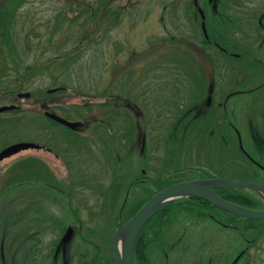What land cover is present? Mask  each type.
Here are the masks:
<instances>
[{
	"label": "rangeland",
	"instance_id": "rangeland-1",
	"mask_svg": "<svg viewBox=\"0 0 264 264\" xmlns=\"http://www.w3.org/2000/svg\"><path fill=\"white\" fill-rule=\"evenodd\" d=\"M4 1L0 0V9ZM10 1L12 3L16 0ZM100 1L106 4L109 0ZM128 1L110 0L106 6L107 11L103 13L97 0H24L16 12L15 20L11 22L10 38L7 42L9 45L7 46V43L0 45V103L9 101L8 93L16 90L18 84L21 85V90L26 92L43 91L48 88L59 90L58 88L64 86L67 92L60 97L61 107L69 109L71 113L75 111L71 114L75 118L79 111L85 114L93 113L96 117V121H86V126L93 123V127L86 131L85 136L70 130L66 136L61 135L63 140L55 142L62 143L63 150L69 157L65 168H62L61 163L44 150L26 151L22 155L16 156V154L1 162L3 174H0V188L3 200L0 205V227L10 219V205L20 203L29 208H39L41 212L38 213L48 216V227L55 239L58 233H62L65 229L68 216L66 208L72 209L77 204L76 198L74 203L67 200L65 192L71 190L74 194L81 191L84 202L82 207L84 222H81L83 234L80 227L82 242L79 252L85 253L84 264H92L94 259L103 261L104 257H110L113 252L112 239L119 225L118 207L125 192L124 183H121L124 174L117 173L110 187L109 184L113 173L119 171L121 165L122 167L127 165L121 164L122 161L117 162L110 155L108 140L105 139V137L108 139V133L102 130L96 132L93 129L110 126L109 122L112 123L111 126H165L166 136L168 130L174 126L175 119L180 117L177 109L193 107L192 100L201 101L203 97L206 105L201 107L198 115L209 109L213 121L218 123L221 120L224 121L225 116L221 107L223 100L227 98L226 94L253 89L264 83L262 66H251L248 69L249 60L244 65L239 60L229 62L224 60L223 53L203 34L201 18L196 17V21L192 22L189 9L192 0H132L131 8L122 12L119 16L120 21H115V14L120 10L121 5H126ZM259 1L264 4V0ZM226 2L227 6L224 10L237 13L232 15L233 18L228 22L233 32L229 31L228 44L235 49L254 46L257 42L249 47L244 45V43L251 44L256 29L260 30L256 15L241 13L243 7L247 6V0ZM198 3L200 10H208L211 5L212 11L219 7L216 0H198ZM163 5L167 7L163 8ZM161 15H163L162 18ZM226 24V21L218 19L220 28L228 29ZM206 28L211 29L207 25ZM220 28L219 31H221ZM180 29H185L187 32L179 31ZM174 32L179 36H176L175 44H171L173 48L166 51L158 64L156 53L152 55L153 57L140 61L142 55L151 48L150 44L156 37L165 33L174 35ZM183 35L190 37L191 41L203 49L206 46L209 50L210 47L209 54L206 51L202 54L201 51L193 49L199 53L195 56L189 52L187 49L189 47L184 49V46H178V41L184 39ZM1 38L0 43L4 39ZM164 43H169V40L167 39ZM145 44L149 46L143 47ZM164 46L166 45H161L160 48ZM176 52L177 54L174 55ZM209 55L214 62L208 59ZM129 58L133 59L134 65L128 62ZM203 59H206L208 64ZM136 60L140 62L137 63ZM127 63L131 68L122 72V68ZM206 65L208 67L212 65L210 70L212 74L209 75L211 78L214 77L212 83L208 81L204 72ZM239 74L243 76V80L237 78L240 86L234 88V85H230L226 90H222L223 85H226L231 77L235 80ZM111 94H119L121 97H114ZM84 96H88L87 99ZM110 96L112 99L109 98ZM257 96L261 97L251 104L252 99ZM124 98L128 101H124ZM105 100L112 103H105ZM259 101H262L259 91L238 93L228 99V106L234 107L236 122L240 127L244 128L245 121L251 113L254 117L257 115ZM125 102L137 104L135 108L144 117L139 114L134 115L135 110L131 107L127 108ZM84 104L85 108L81 107ZM22 106L28 111L0 115V150L19 142H45L48 129L52 125L42 112L45 109L48 112V108L33 105V103L30 105L28 101H23ZM259 109L264 111V102L259 104ZM99 120H103L105 124H101ZM81 125L82 121L76 126ZM120 133V130L116 132V140L121 138ZM58 134L61 132L53 131V138H57ZM199 135L200 132L196 130L189 131L183 137L182 153L178 150L172 151L167 162L172 156L180 157L181 161L191 159L194 162H213L214 165L210 164V166L221 170L220 172L226 174L229 179L264 182V172H260L258 179L252 170V163L245 160L237 148H232L230 157H227L221 153L219 144L210 143L209 148L206 149L208 152L198 153L195 148L196 145L201 144ZM187 139H191L189 145L186 143ZM231 142L235 144V139L232 138ZM246 143L250 145L249 140H246ZM27 155H38L46 161L37 162L42 165L37 168L30 158L24 159ZM134 159L137 160L135 155ZM218 162L220 165L226 162L238 164L233 165L228 172V167L226 166L225 170L220 169ZM254 163L257 164V162ZM212 179L215 178H210ZM217 179L225 180L221 177ZM109 189L114 190L112 196ZM251 191L254 193L255 190L251 189ZM255 194L259 196L257 191ZM260 195V202L264 204V192L261 191ZM87 206L96 212L93 217L91 211L85 210L84 207ZM104 209L108 212L107 217L109 212H112L110 220L101 215ZM255 210H264V208ZM38 213L32 211L30 215L36 216ZM180 216H183V211L177 208L170 223L166 227L162 226L157 242L150 244L154 247L163 246L162 253L156 255L148 243L146 245L141 241L138 246V252L141 254L139 262L143 264L145 262L147 264H264V226L260 223L262 221H247L245 230H258L249 231L258 232V235L253 237L254 235L250 234L244 238L234 228L232 230L218 226L211 221L210 216L211 220L199 219L195 213L191 217V212L187 214L189 219L185 220H190L198 229L196 233L198 241L196 240L195 245L202 246L203 249L188 250L185 255L178 251L181 258L180 256L174 260L169 258V253L165 254L166 239L168 234L177 229L176 225L179 226ZM94 222L98 224L97 228ZM35 223L37 227L43 226L40 219ZM70 223L77 228L75 215H72ZM91 223H94L98 231L105 233L92 234L89 229V226H92ZM71 228L67 229L69 230L68 240L72 234ZM192 228H194L193 225ZM12 229L24 231L25 227L12 226ZM4 231L5 228L1 229L0 233V245L1 242H5V250L2 252L5 260L1 264H13V245L16 242L7 240L8 237L5 238ZM187 231L192 236L193 231L190 229ZM199 233L205 236L200 238ZM49 237V235L46 236L48 241H50ZM64 238L65 235L62 239ZM210 238L217 240V242L212 240L214 244L211 248H209L210 245L205 244L209 243ZM47 247L48 245L41 248L31 240L25 242L22 249L40 251ZM82 255L84 256L83 253ZM183 258H185L184 261ZM88 259H91L90 262L87 261ZM20 261L23 264L27 262V259L22 258ZM47 262L48 260H42L43 264ZM139 262L138 264H141ZM31 264H34L33 261Z\"/></svg>",
	"mask_w": 264,
	"mask_h": 264
},
{
	"label": "flooded vegetation",
	"instance_id": "flooded-vegetation-1",
	"mask_svg": "<svg viewBox=\"0 0 264 264\" xmlns=\"http://www.w3.org/2000/svg\"><path fill=\"white\" fill-rule=\"evenodd\" d=\"M226 1L223 2L222 0H216V2L219 4V7L222 6L223 8L227 6ZM108 2L106 4L105 3L102 4L100 0H97L98 6L103 13L107 11L106 6ZM131 2L133 3L132 0H129L126 5H121L120 10L114 16L115 21L121 20V17L119 16H121L123 11L131 8ZM198 5H199L198 0H192L190 2L189 4L190 18L193 23L194 21H196V17L201 18L200 23L204 34V31L207 32L208 30L206 28V25L208 27L209 23L214 22L213 21L214 16L212 14V5L208 10H203V9L200 10ZM162 7L166 8L167 6L163 5ZM241 13L243 15L245 14L248 15V13L249 14L253 13L254 15H256L257 19H259L260 30L256 29L255 33L253 34V39H254L253 42L251 44L244 43V45L249 47L253 45L255 42H257L254 46L243 49H235L234 47L228 44V40L230 38H228L227 34L224 35L221 39H219L220 42L217 43L215 42L216 38L218 39L217 35L208 33L209 36L211 37V42L220 52L223 53L225 61L229 62L231 60L232 61L239 60L240 63L243 62L244 65L245 62L249 60L247 64L248 69L251 66L257 67L258 65H260L262 66L264 72V22H263L264 4H262L261 1L259 0H255V1L247 0V6L243 7V11ZM162 17L163 15H161V18ZM171 22L173 23V20H171ZM179 31L187 32L185 29H180ZM221 35H223V32ZM176 36L179 35H176L174 32V35L165 33L162 36L156 37L153 40V43L150 44L151 48L149 50L146 49L148 51H146V53L142 55L140 61L144 60L145 58L153 57L152 55H154L155 53L157 56V60L159 59L161 60L165 56L166 51L173 48L171 44H175L174 40ZM182 38L184 39L178 41L179 43L178 46H184L183 47L184 49L186 47L192 48V50L187 48L191 53H193V51L195 52V50L193 49L201 51L202 54H204L205 51L206 52L210 51V47L209 50H207L206 46L205 49H203L201 46H198L193 41H191L190 37H186L183 35ZM167 39L169 40V43H164V41H166ZM161 45H166V46L160 48ZM148 46H149L148 44L147 45L145 44L143 47H148ZM158 53L160 55H158ZM176 54L177 52L174 55ZM209 57L210 58H208L207 56L209 60L214 62L211 55H209ZM160 60L157 62V64L160 62ZM203 60H205V63L208 62L206 59ZM140 61L136 60L137 63H139ZM128 62L131 63L132 65H134L135 63L133 62L132 58H129ZM126 65L128 66V69L131 68V66L128 65V63ZM204 70L208 81L210 83L214 82V77L212 78L209 77V75L212 74L210 71L212 70V65H210V67H208L207 65L204 66ZM235 78L236 79L233 80V78L231 77L229 81L226 83V85L225 84L223 85L222 90H226L230 85H234V88L240 86V83L237 82V78L243 80V76H240L239 74ZM20 86L21 85L18 84L16 90L8 93L9 97H7V99H9V101H7L6 103H0V107L10 105V106H16V108L3 111L0 113V115L8 112L18 114L21 111L22 112L28 111L27 108H23L22 106L23 101H28L30 105L31 103H33V105H40V106H44V108H48V112H46L47 109H45L43 110L42 114L47 119L49 124L52 126H50L48 129L45 142H35V144L40 145V148H30L21 151L16 156L22 155L26 151L44 150L51 157L55 158L56 161L61 163L62 168H65L67 166L66 162L68 161L69 157L66 154V152L63 150L62 143L59 144L55 142H58L59 140L60 141L63 140L61 135L66 136V133L69 132L70 130H74L78 134L85 136L86 131L92 129L93 127L92 126L93 123L91 125L89 124L90 126L89 125L86 126L85 125L86 121L87 120L96 121V117H94L93 113L85 114L84 112L79 111L76 114L77 118H75V116L71 115L72 113H75V111L71 113L69 109L61 107L60 105L62 104V101H60V97H63V95H65V93L67 92L66 87L65 89H61V90L60 89L52 90L48 88L43 91L29 90L26 92V91H22L21 90L22 87ZM251 91H259L260 94L262 95V101H259L257 103V110H258L257 115L254 117V114L251 113L250 117H248L245 121L244 128H242L236 122V112L234 107L232 105L228 106V99L232 95L238 93L239 94L247 93ZM56 93H60V95H55ZM113 96L121 97L119 94H114ZM84 97L85 99H87L86 97L88 96H84ZM225 97H227L226 100L225 101L223 100V102L221 101L223 103L221 110L225 116L224 121L221 120V122L218 123H216V121H213L211 114H209L210 113L209 109L206 110L207 112L198 115V111L199 112L201 111V107L206 105L205 98L203 97L204 99L202 98L201 101L198 100L200 101L199 103H197L198 101L196 100H192L193 102L191 106L194 105L193 107L189 106L190 108H185L184 110H181L180 108L177 109L178 112H180V117L179 118L177 117L175 119V121L173 122V124L175 123L174 126H172V128L168 130L166 136L164 134L165 126H111L112 123L109 122L110 126H100L101 129H97V128L93 129L96 132L102 130L104 133H108L109 137L108 139L105 137V139L108 140L110 155L114 157L117 162L122 161L121 164H127L125 167H122L121 165L119 171H115L113 173L109 184L110 187V185L113 182V178L117 173L124 174L121 183H124L125 192H124V198L120 204V206L121 205L122 206L118 207V210L119 209L121 210V212L119 210V224L123 219L124 220L130 219L132 217L133 212L135 214V212H137L146 202H148L151 198H153L154 195L160 193L161 191H163L164 189L168 188L173 184L175 185L176 183L179 184L187 181H195L196 179H200V180H205V179L207 180L210 178L217 179L221 177L231 181H247L264 187V182L261 181L229 179L227 178L226 174H222L220 172L221 170H218L217 168H212L210 166V164H213V162L212 163L194 162L191 159H185L184 161H181L180 157H175V156L170 157V161L167 162L169 156L172 155V151L178 150L179 153H182L181 148L184 146L183 137H185V135L189 131L196 130L200 132L199 141L201 142V144L199 143V145H196L195 148L198 153L208 152L206 151V149L209 148L210 143L219 144L221 146L220 147L221 153L226 155L227 157H230L229 153L232 151V148L233 149L237 148L240 151L243 158H245V160L252 163L253 165L252 170L255 172L257 178L259 179L260 172L261 171L264 172V111H261L259 109V104L261 102H264V83L261 86H255L253 89L242 90L239 92H234L233 94H226ZM260 97L261 96H257L253 98L251 104H253V102H255ZM109 98L112 99L111 96ZM123 100L128 101V99L125 98ZM104 102L110 104L112 103L106 100ZM212 105L213 103L210 105V109L212 108ZM125 106L129 109L130 107L133 108V110H135L134 115L139 114V116L144 117L142 113H140V111H138L135 108V106H138L137 104L125 102ZM81 107L85 108V104L84 106ZM47 113L62 117L70 122L82 121V125L77 126L76 129H73L61 122H58L57 120H54ZM99 122L101 124H105L103 120H99ZM56 130L61 132V134L57 135L58 139L53 138V131ZM118 130H120L121 132L120 133L121 138L119 140H116L115 134ZM232 138L235 139V144L231 142ZM246 140H249L250 145H247ZM186 143L187 145H189L191 143V139H187ZM134 155L136 156L137 160L136 159L133 160ZM27 158H30L31 162L33 163H37L39 161L41 162L46 161L45 159H43V157H40L38 155H27L25 156L24 159ZM50 159L48 160L51 161ZM209 160L212 161L211 158H209ZM254 162H257V164H255ZM236 164L238 163L226 162L225 164L222 163L221 165L219 162L217 163V165L221 166L220 169L223 168L225 170L227 166L228 172L230 168ZM1 173H2V166L0 167V174ZM109 190L112 196L114 190L111 189ZM214 190L221 198L228 200L230 202L232 201L235 204L248 206V208L250 207L252 209L264 208V204L260 202L259 196L255 194V192L253 193V191H251L250 188L215 187ZM65 194L67 200L72 201L74 203L75 197L73 192L71 190H67ZM69 195L71 199L68 198ZM82 195L83 194L81 191L77 193L76 206L74 205L72 209L66 208L68 216L65 222L66 225L65 229L63 230L62 233L59 232L58 235L55 237V239L53 238L54 234L51 233L49 235L50 241L46 239V236L42 238V235L40 236L39 240L36 241L35 237L32 235L33 230L30 228H25L24 231H13L12 226L16 227L19 225H23L25 227L26 225L25 217L28 214H30V212L34 211L35 207L29 208L20 203L11 204L10 205L11 210L9 213L10 219L7 220V223L5 225L3 224L1 225L0 233H1V229L5 228L4 231L5 238L8 237L7 240H9L10 242H16V244L13 245L14 247L13 264H22L20 261L22 258L27 259V262L23 264H31L32 261L34 264H43L42 260H48L46 264H84L85 253L82 251V253L84 254L83 256L82 253L79 252V246L80 243L82 242L81 235L83 234V223L81 225V222H84L83 220L84 215L82 210L84 202ZM228 196H231L229 197L230 199L228 198ZM2 200H3V195L1 193V188H0V205L2 203ZM173 203L174 204L172 207L164 208L163 210L155 214L146 223V225L144 226L145 229L143 228L138 236L136 242L137 247L139 246L141 241L146 245L148 243L149 246L151 243L157 242V237L160 235L162 226L165 225L166 227L170 223L177 208L183 211V216H180L178 218V223H180L179 226L176 225L177 229L174 230L172 233L168 234V239H166V243H165V254L168 255L169 253L170 255L169 258H172L173 260L177 256H180L178 251H181L182 255H185L188 250L199 251L203 249L202 246L195 245L196 240L198 241L196 235L198 229L190 220L188 221L185 220L188 218L187 214L190 212H191V217L192 214L195 213L196 215H198L197 218L199 219H206V220L212 219L211 221H213L218 226L222 228H231L232 230L234 228L238 234L243 236V232L241 231L240 225L233 224V222L236 219L232 221H229L228 219V214L236 216L235 214L230 213L216 206L213 207L212 203L204 199L196 198V197H181L175 199ZM182 203L189 204L190 207L187 208L178 207V205ZM214 210L216 211V214L213 212ZM72 215H75L77 217V224H76L77 228L73 223H70L72 221ZM209 216L211 219L209 218ZM192 225L194 228H192ZM69 227H72L71 233H73V236L72 235H71L72 237L70 236V240H68L69 239L68 237L62 239L67 229H69ZM80 227L82 228V231L80 230ZM188 229L193 231L192 236L189 235L187 231ZM80 231L82 234H80ZM199 236L200 238H202L205 235H201L199 233ZM31 240L36 242L38 246H40L41 248H44L46 245H48V247L46 249H41L40 251L23 250L22 249L23 244ZM212 240L214 242H217L216 239L210 238L209 243L208 242L205 243L206 246L210 245L209 248H211L214 244ZM64 244H66L65 248H63ZM150 248L155 252L156 255L164 251L163 246L161 245H159L158 247L150 246ZM4 250H5V242L4 243L1 242L0 264L3 263V260H5L2 254ZM184 259L185 258H183V261ZM141 264H143V262ZM145 264L147 263L145 262Z\"/></svg>",
	"mask_w": 264,
	"mask_h": 264
},
{
	"label": "water",
	"instance_id": "water-1",
	"mask_svg": "<svg viewBox=\"0 0 264 264\" xmlns=\"http://www.w3.org/2000/svg\"><path fill=\"white\" fill-rule=\"evenodd\" d=\"M56 90V89H52ZM16 106H3L0 107V113L3 111L15 109ZM50 117L58 122L65 124L73 129L77 128L78 122H70L66 119L56 116L54 114L47 113ZM39 145L28 142H21L10 145L6 147L0 153V162L5 158H9L22 150H26L29 148H39ZM205 181V182H204ZM215 187H246L253 189L257 192H264V187L258 184H254L247 181H231L227 179H207V180H199V181H187L175 185H171L168 188L164 189L160 193H158L154 199H152L149 204H147L144 209L138 213L130 223L125 225L123 221L119 229L113 235V252L115 255V264H134L133 262V248L135 241L137 240L141 230L146 225V223L158 212L166 208L174 202L175 199L181 197H196L204 199L213 205L224 209L230 213H233L238 216H242L245 218L253 219V220H264V210H255L250 209L228 200L221 198L216 191ZM163 200V201H162ZM162 201V202H161ZM170 202V203H169ZM126 232V237L124 241L125 253L121 251L118 242L119 236ZM124 249V248H123Z\"/></svg>",
	"mask_w": 264,
	"mask_h": 264
},
{
	"label": "trees",
	"instance_id": "trees-1",
	"mask_svg": "<svg viewBox=\"0 0 264 264\" xmlns=\"http://www.w3.org/2000/svg\"><path fill=\"white\" fill-rule=\"evenodd\" d=\"M4 1V0H3ZM24 0H16V1H13L11 3L10 0H6L4 1L3 5H2V8L0 9V39H2L1 37H3V41L2 43H0L1 46H3L5 43H7L9 41V31H10V25H11V22H13V20H15V17H16V12L21 4V2H23ZM212 14H213V23H209L208 26L211 27L210 30H207V32L204 31V34H205V37L207 38L208 41H211V37L209 36L208 33H212L213 35L216 34L218 39L216 38V41L217 43L220 42L219 39H221L224 35H228L229 34V31L232 32V28L229 26L228 22L231 20L232 15L234 14H237L236 12H227L224 10V8H222V6L218 7L217 9L213 10L212 11ZM241 15V14H240ZM218 19H221L223 21H226L227 24V28L228 29H222L219 27L218 25ZM219 28L221 31H219ZM223 32V35H221ZM233 33V32H232ZM228 38H230L228 36ZM215 39V38H214ZM9 44L7 43V46ZM192 50V49H191ZM193 54H195V56L199 55V53L197 51H193ZM128 69V66L125 65L123 68H122V72L123 71H126ZM0 72H1V66H0ZM210 72V71H209ZM63 107V106H62ZM27 162V161H26ZM37 168H39L40 164H37L35 163ZM78 193V192H77ZM76 192H74V197L77 199V194ZM100 196H101V192H99ZM231 197V196H228V198ZM230 199V198H229ZM180 205V206H179ZM178 207L180 208H187V207H190L189 204H186V203H182V204H179ZM85 210H89L91 211V215L93 217L94 213H96L95 211H93L91 208H89L88 206L87 207H84ZM35 212H41V210L39 208H36L35 207ZM215 214H216V211L214 210L213 211ZM111 213L112 212H109V217H107V214L108 212L104 209L102 211V214L103 216H105L107 218V220H110L111 218ZM115 213V212H113ZM136 213V212H135ZM106 214V215H105ZM41 213H38V215L36 216H32L30 214H28L26 217H25V220H26V225H25V228H30L33 230V233L32 235L35 237V240L38 241L40 236L42 235V238L44 236H47V235H50L52 233V231L49 230L48 228V224H49V221L47 220L48 219V216L47 215H43L41 217ZM242 216H233L231 214H228V219L229 221H232V220H235L233 222V224H237V225H240L241 227V231L243 232V237L246 238L245 236H248L250 234L254 235L253 237H257L258 235V232H249L250 230H255V229H250V230H245L246 226H245V223L247 221H252L253 219H249V218H240ZM40 219L41 222H42V225L41 227H37L36 223L37 220ZM93 219V218H92ZM258 221V220H256ZM259 222V221H258ZM95 223V222H94ZM94 223H91L92 226H89V229H91L92 231V234H95V233H105L104 231H98L96 228L98 227V224H96V228L94 227ZM261 223V226H264V221L260 222ZM30 224V225H29ZM88 229V228H87ZM42 230V231H41ZM255 231H258V230H255ZM260 232H262V230H260ZM140 245V244H139ZM10 246V244H9ZM136 254H135V261L137 262L136 264H138V259L139 257H141V254L138 252V247L136 249ZM104 262L103 261H100V260H97V259H94L92 261V264H113L114 263V256H113V252H111V256H107L103 258ZM137 259V260H136ZM91 259H88L87 261L90 262ZM87 262V263H88ZM111 262V263H110Z\"/></svg>",
	"mask_w": 264,
	"mask_h": 264
},
{
	"label": "bare ground",
	"instance_id": "bare-ground-1",
	"mask_svg": "<svg viewBox=\"0 0 264 264\" xmlns=\"http://www.w3.org/2000/svg\"><path fill=\"white\" fill-rule=\"evenodd\" d=\"M58 89H64V88H62V87H60V88H58ZM20 153V152H19ZM18 154V153H17ZM255 192V191H254ZM258 194H259V196L261 197V195H260V192H258ZM157 195V194H156ZM156 195H154L153 196V198H151L148 202H146L135 214H134V212H133V214H132V217L130 218V219H128V220H122L121 218V220L123 221V223L125 224V225H127L128 223H130L131 221H132V219L138 214V213H140L143 209H144V207L147 205V204H149V202L152 200V199H154L155 198V196ZM116 198V197H115ZM118 199V198H117ZM163 201V200H162ZM161 201V202H162ZM121 202V201H120ZM232 202V201H231ZM125 203V202H124ZM170 203V202H169ZM234 203V202H233ZM121 204V203H120ZM173 202H171V204L169 205V206H167V207H172L173 206ZM122 206V205H121ZM120 206V207H121ZM124 206V205H123ZM128 207V206H127ZM126 207V208H127ZM246 207V206H245ZM250 208V207H249ZM122 209V208H121ZM167 209H169V208H167ZM120 210V209H119ZM120 212H121V210H120ZM126 213H127V211H126ZM131 213V212H130ZM121 214V213H120ZM119 216V215H118ZM121 217V216H120ZM119 218V217H118ZM124 218V217H123ZM121 221V222H122ZM261 221V220H260ZM121 222H120V224L118 225V228H117V230L119 229V227H120V225H121ZM144 229H145V227H143ZM116 230V231H117ZM115 231V232H116ZM68 233H69V230L65 233V237H68ZM143 233V232H142ZM115 234V233H114ZM126 232H124V233H122L120 236H119V242H118V245H119V247H120V249H121V251H123V254L125 253V248H126V246H124V241H125V237H126ZM71 235H73V233L71 234ZM70 235V236H71ZM72 237V236H71ZM140 238V237H139ZM65 239V238H64ZM138 239V238H137ZM136 242H137V240L135 241V244H134V248H133V262H134V264H136L137 262L135 261V254L137 253L136 252V247H137V244H136ZM112 244H113V239H112ZM124 248V249H123ZM112 250H113V246H112ZM113 256H114V258H115V255H114V252H113ZM137 260V259H136ZM139 261V260H138ZM139 263H142V262H139Z\"/></svg>",
	"mask_w": 264,
	"mask_h": 264
}]
</instances>
